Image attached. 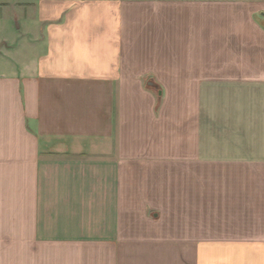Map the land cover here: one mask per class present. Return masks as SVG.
<instances>
[{
    "label": "crops",
    "instance_id": "crops-1",
    "mask_svg": "<svg viewBox=\"0 0 264 264\" xmlns=\"http://www.w3.org/2000/svg\"><path fill=\"white\" fill-rule=\"evenodd\" d=\"M0 264H264V0H0Z\"/></svg>",
    "mask_w": 264,
    "mask_h": 264
}]
</instances>
